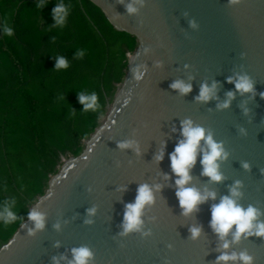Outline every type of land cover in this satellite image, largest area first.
Returning a JSON list of instances; mask_svg holds the SVG:
<instances>
[{
    "label": "water",
    "instance_id": "95a60500",
    "mask_svg": "<svg viewBox=\"0 0 264 264\" xmlns=\"http://www.w3.org/2000/svg\"><path fill=\"white\" fill-rule=\"evenodd\" d=\"M90 1L115 29L134 36L136 47L102 121L0 245V264H72L73 249L82 247L92 254L87 264H245L218 261L233 253L264 264V236L255 227L234 241L235 225L224 239L211 226L212 206L224 196L257 209L253 223H264V0ZM129 5L136 11L129 13ZM242 77L251 91L236 89ZM176 82L191 91L172 88ZM204 85L211 90L206 101L198 99ZM186 121L222 148L217 182L203 174L209 149L201 140L183 187L215 199L187 215L171 160ZM142 185L153 200L141 209L138 230L126 232L127 205ZM33 210L43 214L41 229L29 219ZM192 228L200 229L196 238Z\"/></svg>",
    "mask_w": 264,
    "mask_h": 264
},
{
    "label": "trees",
    "instance_id": "16d2710c",
    "mask_svg": "<svg viewBox=\"0 0 264 264\" xmlns=\"http://www.w3.org/2000/svg\"><path fill=\"white\" fill-rule=\"evenodd\" d=\"M136 44L90 0H0V245L43 193L59 154L80 153ZM93 94L97 106L85 110L79 97Z\"/></svg>",
    "mask_w": 264,
    "mask_h": 264
},
{
    "label": "clouds",
    "instance_id": "9594fccd",
    "mask_svg": "<svg viewBox=\"0 0 264 264\" xmlns=\"http://www.w3.org/2000/svg\"><path fill=\"white\" fill-rule=\"evenodd\" d=\"M63 7H57L54 9V15L57 19V22H62V17L60 13L63 12ZM128 12L133 13L136 11L134 7L131 5L128 6ZM5 33L7 35H11V29L5 26ZM66 61L61 58L58 63V67L65 66ZM136 79H140V74L138 70L136 71ZM229 82H231V78H229ZM174 89H180V91L184 94L191 91V85H184L182 82H176L171 85ZM236 89L242 92H249L252 90V84L248 81L246 77L240 78V81L236 83ZM210 89L204 85L201 88L200 97L198 99L208 100L210 96ZM264 96V94H261ZM228 96L231 98L233 93L229 92ZM80 102L85 105V110L93 109L97 106L96 101L97 97L93 94L90 97H85L81 95L79 97ZM227 107V103L223 105ZM183 136L185 140L181 141L175 148L174 153L171 156L172 160V169L174 173H176L181 178L176 181V184L180 187V190L177 191L176 195L179 198L181 207L185 210L184 214L187 215L196 207L198 203L204 202L207 200L209 196L215 199V193L209 192L206 195H201L198 190L195 188H184L183 186L190 180V176L188 174V170L191 166L194 165L197 156V150L200 146L201 140H205L208 145V151L205 152L202 164L204 165L203 174L211 177L213 181H221L222 176L218 172V165L216 163L217 159L222 157V148L221 145L217 144L213 141L212 136L208 135L205 138V130L201 127L193 128L191 126L190 121H186L183 127ZM130 143H120L118 147L127 148L130 147ZM158 159H162L158 157ZM245 168L248 167L247 164L244 165ZM239 184V182H237ZM232 196H238L236 189L233 188L231 190ZM153 200V196L151 190L147 185H142L138 189V195L136 198L135 204H128L127 211L125 213V231H131L133 229L139 228L141 224L140 215L141 209L146 203H150ZM7 211V209H5ZM10 219H14L15 217L11 212L7 213ZM258 211L257 209L249 206L247 210H244L241 206H239L236 201L228 196H224L221 199V202L218 205L212 206V221L211 226L214 231L218 233L221 239H224L229 232L231 231L233 225L236 226V231L233 236L234 241H239L241 234L249 233L251 234V230L255 227V235L264 236V223L255 224L253 221L257 218ZM29 219L35 222V226L37 229H41L44 226V217L42 213H39L35 210L29 213ZM192 237L196 238L200 234L199 228H192ZM223 247L227 249L229 244L227 242L224 243ZM74 261L72 264H87L88 258L91 257V252L87 248H79L73 249ZM237 258L245 261V264H250L252 257L248 256L245 253H240L239 257L235 253L231 256L224 254L218 257V261H228V260H236Z\"/></svg>",
    "mask_w": 264,
    "mask_h": 264
},
{
    "label": "built area",
    "instance_id": "2783aa9c",
    "mask_svg": "<svg viewBox=\"0 0 264 264\" xmlns=\"http://www.w3.org/2000/svg\"><path fill=\"white\" fill-rule=\"evenodd\" d=\"M127 56H128V59H129V57L131 56V54H127ZM85 140V139H84ZM84 140H83V142H84ZM69 153H67V154H60V163L59 164H57V169H59L60 168V166L72 155H68ZM52 175V174H51ZM50 175V176H51Z\"/></svg>",
    "mask_w": 264,
    "mask_h": 264
},
{
    "label": "rangeland",
    "instance_id": "374dc122",
    "mask_svg": "<svg viewBox=\"0 0 264 264\" xmlns=\"http://www.w3.org/2000/svg\"><path fill=\"white\" fill-rule=\"evenodd\" d=\"M117 85H118V84H116V86H115L116 88H117ZM108 104H109V103H108ZM108 104L106 105V107L108 106ZM103 117H104V115L101 116V117H99V119H98V124L102 121ZM82 143H83V141H82ZM68 155H71V154H68ZM59 163H60V154H59V156H58V164H59ZM56 171H57V167H56ZM56 171H55V172H56ZM55 172H54V173H55ZM54 173H50L48 176L50 177V175H51V174H54ZM48 179H49V178H48Z\"/></svg>",
    "mask_w": 264,
    "mask_h": 264
}]
</instances>
